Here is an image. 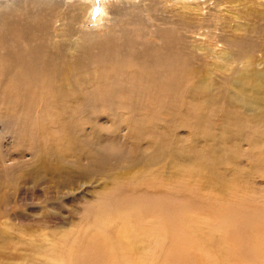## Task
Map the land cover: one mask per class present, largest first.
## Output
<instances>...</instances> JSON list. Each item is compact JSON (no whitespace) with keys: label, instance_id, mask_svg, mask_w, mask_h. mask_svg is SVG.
I'll list each match as a JSON object with an SVG mask.
<instances>
[{"label":"bare ground","instance_id":"obj_1","mask_svg":"<svg viewBox=\"0 0 264 264\" xmlns=\"http://www.w3.org/2000/svg\"><path fill=\"white\" fill-rule=\"evenodd\" d=\"M120 2L129 10L119 9L117 0H0V115L21 113L24 118L40 104L35 119L29 118L40 126L49 118L46 112L74 114L60 105L74 100L80 109L83 101L87 105L81 122L90 123L87 128H95L98 109L103 108L105 121L125 129L129 140L145 122L142 114L148 103L174 115L184 96L197 99L200 91L187 83L199 59L190 48L197 45L186 41L189 31L179 22L147 17V7L141 9L137 0ZM95 7L98 15L88 29ZM118 18L126 27L114 29ZM226 33L218 39L230 57L246 58L244 64L250 66L249 55L262 41ZM235 73L238 85L247 72ZM217 86L223 92V85ZM208 95L212 97L211 91ZM231 111L237 113L232 106L223 113L224 139L233 136L229 124L241 127ZM74 120L63 117V122H52L62 126L52 134L51 156L56 160L89 159L90 151H98L99 136L79 135L87 152L81 155L82 147L71 142ZM66 146L71 148L62 152ZM165 146L169 157L175 158L176 151ZM162 186L146 180L141 188L103 195V204L92 212L94 224L66 243L62 236L50 257L58 264H264V200L250 198L252 189H232L201 202L194 201L195 191L182 184L176 189ZM177 195L183 201H177Z\"/></svg>","mask_w":264,"mask_h":264},{"label":"rangeland","instance_id":"obj_2","mask_svg":"<svg viewBox=\"0 0 264 264\" xmlns=\"http://www.w3.org/2000/svg\"><path fill=\"white\" fill-rule=\"evenodd\" d=\"M137 1L141 9L147 7V17L179 22L189 31L186 41L197 45L188 44L199 59L187 83L189 88H198V98L184 96L174 115L148 103L142 114L145 122L129 140L124 137L125 129H116L108 118L105 121L103 108L98 109L95 128H87L90 123L81 122L87 104L81 100L80 109L74 100L60 105L74 114L46 112L49 118L40 126L29 120L30 116L35 119L40 104L24 118L21 113L0 115V264H58L50 257L52 249L62 236L66 243L94 224L92 212L103 204V195L141 188L146 180H157L164 189L182 184L195 191L194 201L248 188L252 189L250 198L264 200V0ZM117 3L119 9L129 10L120 0ZM92 11L88 29L98 15L97 7ZM121 25L118 18L114 29L126 27ZM226 30L262 41L249 55L250 66L244 64L246 58L236 61L230 57L218 39L227 35ZM221 53L224 58L215 57ZM236 71L247 72L238 85ZM217 85H223V92ZM78 88L83 90L80 83ZM228 106L238 113L231 111L241 127L229 124L233 136L224 139L223 113ZM63 117L75 119L71 142L76 140L82 147L81 155L87 152L80 136H99L98 151L88 153L94 157L56 160L51 156L52 134L62 128L52 122H63ZM166 144L176 151L175 158L169 157ZM183 198L177 195L176 200Z\"/></svg>","mask_w":264,"mask_h":264}]
</instances>
